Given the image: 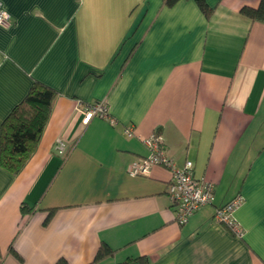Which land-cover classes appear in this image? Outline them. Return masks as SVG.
Listing matches in <instances>:
<instances>
[{
	"label": "crops",
	"instance_id": "1",
	"mask_svg": "<svg viewBox=\"0 0 264 264\" xmlns=\"http://www.w3.org/2000/svg\"><path fill=\"white\" fill-rule=\"evenodd\" d=\"M0 1V128L34 82L57 92L21 172L0 166V264H91L103 245L115 252L97 264H264V23L241 12L261 0H204L210 16L197 0ZM100 102L117 124L83 125ZM153 133L215 185L184 226L169 169L127 173ZM238 195L241 238L214 219Z\"/></svg>",
	"mask_w": 264,
	"mask_h": 264
},
{
	"label": "built area",
	"instance_id": "2",
	"mask_svg": "<svg viewBox=\"0 0 264 264\" xmlns=\"http://www.w3.org/2000/svg\"><path fill=\"white\" fill-rule=\"evenodd\" d=\"M10 24L11 17L0 1V26H9ZM83 114V125H88L95 117L105 119L112 125L117 124V121L111 117L105 102L85 105ZM124 134L128 138L136 136L135 130L131 126L124 128ZM142 142L148 153L145 157L131 163L127 173L131 177H144L150 175L152 168L156 166H162L170 170L172 176L168 187V195L175 208V221L178 225H186L200 209L213 205L215 185L197 179L194 174V164L191 161H187L182 168L177 167L174 161L167 156L162 146V139L156 133L142 139ZM56 150L63 157H66L69 153L68 148L61 140L57 141ZM243 202V197L238 195L226 205L216 208L214 214L215 221L223 224L239 238L244 236V232L235 217V212Z\"/></svg>",
	"mask_w": 264,
	"mask_h": 264
},
{
	"label": "trees",
	"instance_id": "3",
	"mask_svg": "<svg viewBox=\"0 0 264 264\" xmlns=\"http://www.w3.org/2000/svg\"><path fill=\"white\" fill-rule=\"evenodd\" d=\"M179 0H165V5L171 7ZM197 3L206 16L211 9L204 0ZM241 12L255 22L264 23V0L258 8L243 7ZM57 92L39 82H34L23 100L5 118L0 128V166L16 176L24 168L38 147L39 141L51 116L53 101ZM23 215L31 214L33 210L25 206L21 208ZM53 213V211H52ZM48 216L46 224L51 218ZM114 252L109 246L103 245L98 251L95 261L97 264L105 258L112 257ZM57 264H69L60 259ZM119 264H149L145 257L129 258Z\"/></svg>",
	"mask_w": 264,
	"mask_h": 264
}]
</instances>
